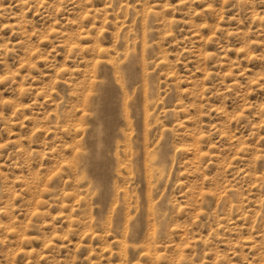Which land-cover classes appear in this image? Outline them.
Listing matches in <instances>:
<instances>
[{
  "label": "rangeland",
  "instance_id": "374dc122",
  "mask_svg": "<svg viewBox=\"0 0 264 264\" xmlns=\"http://www.w3.org/2000/svg\"><path fill=\"white\" fill-rule=\"evenodd\" d=\"M0 264H264V0H0Z\"/></svg>",
  "mask_w": 264,
  "mask_h": 264
}]
</instances>
